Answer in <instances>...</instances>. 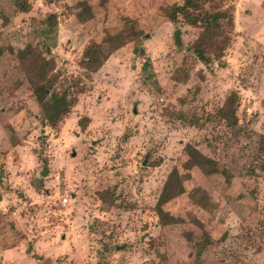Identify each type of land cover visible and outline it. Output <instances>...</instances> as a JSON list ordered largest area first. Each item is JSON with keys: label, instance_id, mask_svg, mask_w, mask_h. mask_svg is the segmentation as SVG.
Masks as SVG:
<instances>
[{"label": "rangeland", "instance_id": "374dc122", "mask_svg": "<svg viewBox=\"0 0 264 264\" xmlns=\"http://www.w3.org/2000/svg\"><path fill=\"white\" fill-rule=\"evenodd\" d=\"M180 2L0 0V264H264V0L202 8L233 19L210 64ZM28 45L69 111L37 103Z\"/></svg>", "mask_w": 264, "mask_h": 264}, {"label": "trees", "instance_id": "16d2710c", "mask_svg": "<svg viewBox=\"0 0 264 264\" xmlns=\"http://www.w3.org/2000/svg\"><path fill=\"white\" fill-rule=\"evenodd\" d=\"M205 5L213 8V5H216V0H181L179 4L172 8L173 10L170 18L171 20H175L177 16H181L190 26H199L202 29V34L205 35L204 38L208 39V42L205 46L194 49V52L199 60L205 64H210L211 57L204 52L205 49L212 48L214 50L215 48V50H219L223 48V45L227 43L228 36L226 32L223 31L222 23L226 21L228 26L232 27L233 19L232 14L228 10L222 11L218 9L219 7L215 6L214 11L203 12L202 8ZM19 6L24 8L23 4H19ZM17 56L37 103L42 108H46L50 107L52 104L58 105L63 101L65 106L64 110L66 112L69 111L74 104V100L65 102L67 94L59 93L54 90V84L57 78L55 75H51V72L55 68V62L53 60H45L41 56H36L29 45L19 50ZM86 56L87 64L92 66L94 71L98 70L103 62L101 60L102 58L99 59V55L93 51L92 46L86 52ZM237 101V94L232 91L226 97L223 107L219 110L220 116L228 122L229 125L237 124L235 114ZM85 121H87V119H85ZM260 143L259 150L260 153L264 155V136H262ZM184 150L187 155V159L184 163L186 170H191L193 167L202 165L207 160L200 151L191 145H186ZM203 197L204 195L200 198L199 202L204 201ZM201 247L204 248V246Z\"/></svg>", "mask_w": 264, "mask_h": 264}, {"label": "built area", "instance_id": "2783aa9c", "mask_svg": "<svg viewBox=\"0 0 264 264\" xmlns=\"http://www.w3.org/2000/svg\"><path fill=\"white\" fill-rule=\"evenodd\" d=\"M66 202H67V199L65 198V199H63L62 200V205H65L66 204Z\"/></svg>", "mask_w": 264, "mask_h": 264}]
</instances>
